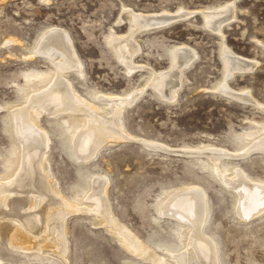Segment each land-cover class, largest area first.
<instances>
[{
	"label": "rangeland",
	"instance_id": "374dc122",
	"mask_svg": "<svg viewBox=\"0 0 264 264\" xmlns=\"http://www.w3.org/2000/svg\"><path fill=\"white\" fill-rule=\"evenodd\" d=\"M230 3L233 1L0 0V177L11 175L19 163L11 112L47 87L54 77L51 62L33 55V51L39 35L46 28L57 27L68 34L83 65L82 78L70 74L67 82L87 103L105 111L101 104L104 98L126 99L137 93V86L145 89L123 112L122 122L129 137H119L127 141L103 146L85 165L76 164L70 156V138L82 126L80 115L41 117L40 127L50 142L47 162L64 197L83 208L89 178L93 174L109 176L107 202L116 220L168 260V250H179L185 243L187 229L169 217L158 218L157 210L178 191L197 186L207 195L203 231L216 246L219 264H264V214L240 222L233 211V196L217 182L207 159L185 156L210 148L227 151L220 167L238 165L250 180L264 183L261 152L237 159L238 153L264 136V112L248 102L240 103L234 94L249 93L253 101L264 106V0H236L232 7L237 21L222 30L229 53L256 66L228 82L227 90L233 92L229 100L213 95L222 81L223 67L217 35L202 28L200 12L226 10ZM124 10H130L134 19L162 10L169 13V20L180 18L138 36L141 52L128 68L132 75L108 46L111 30L117 36H126L129 20ZM135 24V30L140 28ZM184 45L197 60L184 71L176 100L162 102L147 87L146 69H166L168 73L169 52ZM135 65L147 68L136 71ZM78 213L66 222L68 264H147L135 259L121 238L110 234L94 216Z\"/></svg>",
	"mask_w": 264,
	"mask_h": 264
},
{
	"label": "bare ground",
	"instance_id": "6f19581e",
	"mask_svg": "<svg viewBox=\"0 0 264 264\" xmlns=\"http://www.w3.org/2000/svg\"><path fill=\"white\" fill-rule=\"evenodd\" d=\"M233 3H230L226 10L210 8L200 12L202 28L217 35L215 36L219 42L218 51L223 67L222 81L215 87L213 95H224V98L229 100L233 92H229L230 88L227 90L228 82L236 74L242 76L244 72L254 67V64L251 65L253 61L251 63L245 59L242 61V58L239 59L229 53L231 51L224 45L223 28H228L231 21H237ZM128 11L124 12L129 20L126 36H117L110 29L108 46L130 75L132 70L128 68L131 64L134 65L132 62L135 61V55L141 52L138 36L165 28L180 18L173 19V16H170L172 19L169 20L167 17L169 13L167 15L165 14L167 11L164 13L162 10V13L156 15L140 13V19H134L135 17L132 18L133 15ZM135 23L140 25V28L137 27L135 30L136 27L133 26ZM132 30H135L133 37L129 35L133 33ZM72 47L70 37L60 28H46L39 35L33 55L51 62L54 66V77L47 87L29 96L23 106L11 112L13 136L19 150V163L11 175L0 177V264H68L66 222L70 216L78 212L94 216L110 234L120 237L126 250L143 263L219 264L216 246L203 231L207 220V195L197 186L191 185L178 191L157 210L158 218L169 217L182 223L187 229L185 243L179 250H168V260L146 246L126 226L116 220L107 202L109 176L93 174L89 178V188L83 196L85 201L83 208L72 205L64 197L47 162L50 142L40 127L41 117L57 119L80 115L82 126L70 138V156L76 164L85 165L95 159L103 146L127 141L119 137L128 135L122 122L123 112L145 92V89L141 90L137 86V93H132L133 95L126 99L104 98L101 104L105 111L93 103H87L73 92L67 82V76L70 74L82 78L83 65ZM196 60L197 55L190 54L186 45L177 46L169 52L168 73L166 69L156 71L136 65L135 70L147 68L146 86L162 102H172L176 100L182 86L184 71ZM234 94L239 96L237 100L240 103L248 102L264 112V106L253 101L249 93ZM147 146L150 145H143L151 151H158L156 147ZM255 152L264 155V136L242 153H238L237 159H243ZM225 153L210 148L188 152L185 156H204L207 159L217 182L222 185L225 192L233 196V211L240 222H249L261 217L264 214V183L250 180L238 165L231 168L220 167L227 156ZM49 256H54L57 260L50 259Z\"/></svg>",
	"mask_w": 264,
	"mask_h": 264
}]
</instances>
